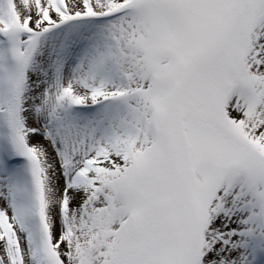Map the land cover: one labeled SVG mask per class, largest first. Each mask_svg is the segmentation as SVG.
I'll list each match as a JSON object with an SVG mask.
<instances>
[{
	"label": "snow or ice",
	"instance_id": "6c2138e0",
	"mask_svg": "<svg viewBox=\"0 0 264 264\" xmlns=\"http://www.w3.org/2000/svg\"><path fill=\"white\" fill-rule=\"evenodd\" d=\"M0 264H264V0H0Z\"/></svg>",
	"mask_w": 264,
	"mask_h": 264
}]
</instances>
